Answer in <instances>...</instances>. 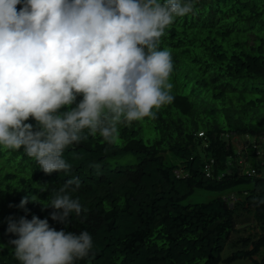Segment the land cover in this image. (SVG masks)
<instances>
[{
	"label": "trees",
	"instance_id": "1",
	"mask_svg": "<svg viewBox=\"0 0 264 264\" xmlns=\"http://www.w3.org/2000/svg\"><path fill=\"white\" fill-rule=\"evenodd\" d=\"M195 5L160 37L159 49L172 57L174 99L154 108V117L121 125L115 144L84 129L63 150L68 173L46 174L23 147L0 145V264H20L9 243L18 237L7 229L9 217L22 216L47 218L58 231H88L93 247L74 264H264V0ZM243 134L259 145L237 150ZM73 177L80 187L71 197L82 212L69 223L31 199L18 207L26 196L47 198L34 184L58 189ZM196 192L215 196L187 203ZM227 247L232 254L223 258Z\"/></svg>",
	"mask_w": 264,
	"mask_h": 264
},
{
	"label": "clouds",
	"instance_id": "2",
	"mask_svg": "<svg viewBox=\"0 0 264 264\" xmlns=\"http://www.w3.org/2000/svg\"><path fill=\"white\" fill-rule=\"evenodd\" d=\"M195 7V0H0V145L23 147L46 174L68 173L63 150L79 143L84 129L115 144L121 125L154 117V108L174 99L172 57L159 49L160 37ZM78 94L83 99L76 103ZM30 117L35 127L25 123ZM248 136L235 143L237 150L259 145ZM34 186L47 198L26 196L18 207L26 209L31 199L54 209L51 219L64 224L81 215L71 197L78 178L58 189ZM7 231L18 237L9 243L20 264H74L93 247L88 231H58L38 216L9 217Z\"/></svg>",
	"mask_w": 264,
	"mask_h": 264
},
{
	"label": "rangeland",
	"instance_id": "3",
	"mask_svg": "<svg viewBox=\"0 0 264 264\" xmlns=\"http://www.w3.org/2000/svg\"><path fill=\"white\" fill-rule=\"evenodd\" d=\"M256 138H257L256 135L249 134V136L246 139L249 143L254 145L256 143ZM252 165H253V162L251 161L247 165V168L250 169ZM214 196H215L214 194H210L208 192H196L191 198H189L187 200V203L188 202H191V203H193V202H206ZM250 231L255 232L256 230H255V228H252V229L250 228ZM231 254H232V250L227 247L225 249V251L223 252L222 257L227 258ZM221 264H223V263H221ZM231 264H253V262L251 260H239V261L231 263Z\"/></svg>",
	"mask_w": 264,
	"mask_h": 264
}]
</instances>
